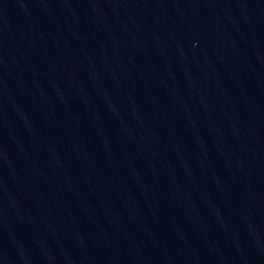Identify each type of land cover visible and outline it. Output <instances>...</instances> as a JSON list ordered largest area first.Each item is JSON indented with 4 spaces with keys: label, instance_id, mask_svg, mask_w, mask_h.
Here are the masks:
<instances>
[{
    "label": "water",
    "instance_id": "1",
    "mask_svg": "<svg viewBox=\"0 0 264 264\" xmlns=\"http://www.w3.org/2000/svg\"><path fill=\"white\" fill-rule=\"evenodd\" d=\"M0 264H264V0H156L0 181Z\"/></svg>",
    "mask_w": 264,
    "mask_h": 264
}]
</instances>
